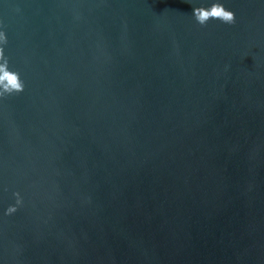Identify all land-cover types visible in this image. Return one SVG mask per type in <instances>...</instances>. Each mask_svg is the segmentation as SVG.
Here are the masks:
<instances>
[{
	"label": "water",
	"instance_id": "water-1",
	"mask_svg": "<svg viewBox=\"0 0 264 264\" xmlns=\"http://www.w3.org/2000/svg\"><path fill=\"white\" fill-rule=\"evenodd\" d=\"M214 2L0 0V264H264V0Z\"/></svg>",
	"mask_w": 264,
	"mask_h": 264
},
{
	"label": "clouds",
	"instance_id": "clouds-1",
	"mask_svg": "<svg viewBox=\"0 0 264 264\" xmlns=\"http://www.w3.org/2000/svg\"><path fill=\"white\" fill-rule=\"evenodd\" d=\"M193 15L196 22L201 26H206L210 20H219L224 24H235L236 16L233 11L228 10L219 0L212 3L210 7H195ZM6 33L0 31V97L18 94L24 91L25 83L21 79L20 73L10 70L9 59L5 56V46L7 45ZM19 197V193L15 194ZM22 203L20 199L17 204ZM17 211V206H10L7 214L11 215Z\"/></svg>",
	"mask_w": 264,
	"mask_h": 264
}]
</instances>
